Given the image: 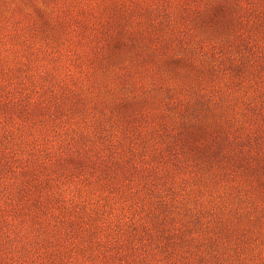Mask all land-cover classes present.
Returning a JSON list of instances; mask_svg holds the SVG:
<instances>
[{"label": "rangeland", "instance_id": "374dc122", "mask_svg": "<svg viewBox=\"0 0 264 264\" xmlns=\"http://www.w3.org/2000/svg\"><path fill=\"white\" fill-rule=\"evenodd\" d=\"M0 264H264V0H0Z\"/></svg>", "mask_w": 264, "mask_h": 264}]
</instances>
